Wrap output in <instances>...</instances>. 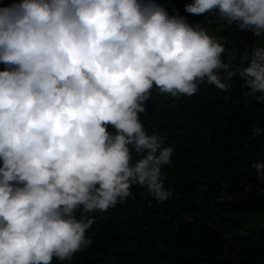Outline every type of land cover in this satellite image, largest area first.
Returning <instances> with one entry per match:
<instances>
[{
    "label": "clouds",
    "instance_id": "clouds-1",
    "mask_svg": "<svg viewBox=\"0 0 264 264\" xmlns=\"http://www.w3.org/2000/svg\"><path fill=\"white\" fill-rule=\"evenodd\" d=\"M184 7L260 38L247 66L231 67L206 26L156 0L0 5V264L71 260L92 244L91 213L134 198L133 185L158 201L172 195L162 169L174 149L139 117L154 88L191 96L202 83L226 91L239 77L264 102V0ZM252 167L264 179V160Z\"/></svg>",
    "mask_w": 264,
    "mask_h": 264
},
{
    "label": "trees",
    "instance_id": "trees-1",
    "mask_svg": "<svg viewBox=\"0 0 264 264\" xmlns=\"http://www.w3.org/2000/svg\"><path fill=\"white\" fill-rule=\"evenodd\" d=\"M192 2L156 0L169 14L206 26L225 45L221 55L231 67L247 66L250 45L260 38L235 21L187 12L184 5ZM230 83L226 91L202 83L179 97L153 89L139 117L174 149L162 169L172 195L158 201L133 185L134 198L91 213V245L71 260L53 257L52 264H264V179L252 167L264 160V135L252 133L264 126V102L245 94L241 78Z\"/></svg>",
    "mask_w": 264,
    "mask_h": 264
}]
</instances>
